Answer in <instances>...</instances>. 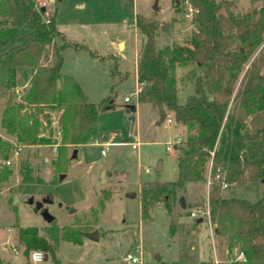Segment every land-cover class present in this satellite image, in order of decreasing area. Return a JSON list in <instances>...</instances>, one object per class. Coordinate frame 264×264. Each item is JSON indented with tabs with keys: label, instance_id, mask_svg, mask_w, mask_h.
Listing matches in <instances>:
<instances>
[{
	"label": "rangeland",
	"instance_id": "obj_1",
	"mask_svg": "<svg viewBox=\"0 0 264 264\" xmlns=\"http://www.w3.org/2000/svg\"><path fill=\"white\" fill-rule=\"evenodd\" d=\"M26 1L41 12L44 21L53 19L67 39L83 43L90 49L65 48L61 72L73 76L88 102L96 104L98 134L94 142L79 146L68 144L67 156L60 161L58 147L62 137L58 136V126L62 127V110L47 109L52 121L42 120L46 128L43 134L51 138L50 143L22 144L19 155H14L15 147L12 148L8 157L11 165H6V159L0 154V166L12 169L9 178L0 183V258L3 263L34 264L31 260L34 250L25 255L19 230L37 226L47 239L51 240L50 232H56L59 239L52 240L56 247L55 260L47 253V259L35 264H127L124 257L140 244L145 260L153 264H200L203 260L233 264L241 253L240 245L231 246L226 238L215 233L212 238L215 225L210 221V214L205 212H210V191L215 183L224 197L257 202L264 193L263 182L228 181L226 172L221 177L213 172L210 161L204 181L188 182L175 199L170 198L172 212L161 201L151 207L149 217L144 218L142 214L141 191L146 182L177 180L179 150L175 144L181 137L178 144L181 146L187 134L186 129L175 122L157 123V108L138 101L137 58L144 36L135 24V16L141 13L161 22L156 33L159 49L185 44L197 29L196 10L191 1L49 0L45 8L38 0ZM156 1L157 9L154 8ZM229 1L240 14L264 7V0ZM12 44L0 47V52ZM47 47L50 51L42 56L45 65L52 59L53 52V46ZM198 72L193 62L177 66L180 102L193 91V75ZM31 79V76L23 79L15 87L17 101L23 100ZM60 86L61 81L58 82ZM126 97L130 101H125ZM108 100L114 103L111 108H106ZM5 101L4 92L0 90L1 133ZM129 104H136L135 112H127ZM3 137L15 143L13 137L5 134ZM135 142L137 148L132 146ZM168 144L172 146L170 149ZM75 149L77 154L73 157ZM133 162L138 165V178L129 181L126 169ZM62 173L65 174L63 179L60 178ZM25 176L30 179L25 180ZM222 177L227 187L223 186ZM45 197L51 202L44 208L55 216L50 223L42 210H35ZM181 197L185 198L184 206L180 203ZM95 230L99 233L98 240L88 235ZM69 232L79 234L82 243L64 240L62 235ZM262 242L264 238L261 237Z\"/></svg>",
	"mask_w": 264,
	"mask_h": 264
},
{
	"label": "trees",
	"instance_id": "obj_2",
	"mask_svg": "<svg viewBox=\"0 0 264 264\" xmlns=\"http://www.w3.org/2000/svg\"><path fill=\"white\" fill-rule=\"evenodd\" d=\"M190 1L196 10L197 29L185 44L159 49L156 33L161 22L141 13L135 16V24L144 36L137 58V77L142 85L138 101L154 105L160 114L172 111L187 134L184 143L178 145L177 180L144 184V218L161 201L172 212L170 198L175 199L188 182L204 181L210 161L213 172H226L228 181L264 183V7L240 14L229 0ZM11 42L6 51L0 52V90L6 98L1 117V156L7 159L15 147L3 134L29 146L50 143L51 138L43 134L46 128L42 120L52 121L47 109L62 110L60 161L67 156L68 144L94 142L98 134V108L88 102L73 76L61 72L65 48H89L67 39L53 19L44 21L41 12L26 0H0V47ZM47 45L53 46V52L45 65L42 56L50 51ZM191 62L199 72L193 75V91L180 102L176 68ZM30 76V87L23 100L17 101L15 87ZM112 103L108 100L107 104ZM11 173L9 166H0V183ZM209 207L215 234L226 238L231 246L239 244L244 254L233 264H264V242L257 243L259 236L264 238V193L257 202L224 197L214 183ZM49 235L51 240L42 236L37 226L21 227L19 240L25 246V255L40 249L55 260L52 240L58 241L59 237L56 232ZM62 237L82 243L79 234L69 232ZM0 264H4L1 258ZM200 264L215 263L203 260Z\"/></svg>",
	"mask_w": 264,
	"mask_h": 264
},
{
	"label": "built area",
	"instance_id": "obj_3",
	"mask_svg": "<svg viewBox=\"0 0 264 264\" xmlns=\"http://www.w3.org/2000/svg\"><path fill=\"white\" fill-rule=\"evenodd\" d=\"M38 2L43 5V6H46L49 2V0H38ZM125 101H130V98L129 97H126L125 98ZM167 120L169 122L172 121V118L171 117H168ZM59 129H58V136H62V127L61 126H58ZM0 135H2V133L0 132ZM181 141V139L179 138L178 141L176 142L175 144V147H177V144H179ZM137 142V141H136ZM133 143L132 146L133 148H137L138 147V143ZM109 144V143H108ZM15 148H14V155H19L20 154V151L22 149V144L21 143H17L15 142ZM172 146L171 144H168L167 145V148L170 149ZM103 154H105V150L102 151ZM5 164L6 165H11L12 164V161H11V158H7L5 160ZM222 176V173L221 172H218V177H221ZM222 183H223V186L224 187H227L228 186V183L225 181V178L222 177ZM208 215L210 214L209 210L205 211ZM192 215L193 216H197V213L196 212H192ZM210 216V215H209ZM244 256L243 252L240 253L238 259L242 258ZM45 259V253L44 251L42 250H34L32 253H31V260L33 263H38V262H41V261H44ZM124 261L129 263V264H153L151 262H148L145 260L144 258V251H143V247L142 245H137L135 246L132 251H129L126 256L124 257Z\"/></svg>",
	"mask_w": 264,
	"mask_h": 264
},
{
	"label": "water",
	"instance_id": "obj_4",
	"mask_svg": "<svg viewBox=\"0 0 264 264\" xmlns=\"http://www.w3.org/2000/svg\"><path fill=\"white\" fill-rule=\"evenodd\" d=\"M44 8H45V7H44ZM44 8H43V9H44ZM154 8H155V9L158 8L157 1H156V3H155V7H154ZM121 44H122V41H120V46H121ZM47 46H49V45H47ZM111 107H112V105H107V106H106V108H111ZM135 111H136V104H129V105H127V112L132 113V112H135ZM131 118H132V119H135V117H134L133 115L131 116ZM165 118H166V114H165V113H162V114H161V119L164 120ZM76 154H77V149L74 150L73 157H75ZM137 167H138V165H137L136 162H133L132 164H130V165L127 167L126 172L128 173V180H129V181H136V180H137V178H138V170H137ZM157 169H158V170H161V167L159 166ZM103 174H104V172H103ZM64 177H65V174H64V173L60 174V178H61V179H63ZM135 195H136V194H133L132 196H135ZM30 202L32 203V202H33V199H30ZM50 202H51V199H50L49 197H45V198H43L41 201H39V202L37 203L36 207H35V210H36V211L42 210V213H43L44 217L46 218V220H47L49 223L55 220V216H54L53 214H51V213L48 211V209L44 208V205H45L46 203H50ZM180 203H181V205H183V206L185 205V198H184V197H181V198H180ZM199 221H203V218H199ZM244 232H246V230H244ZM88 235H89L92 239H96V240L99 239V233H98L97 230L88 233ZM260 240H261V236H259V237L257 238V243H259ZM47 258H48V255H45V259H47Z\"/></svg>",
	"mask_w": 264,
	"mask_h": 264
},
{
	"label": "crops",
	"instance_id": "obj_5",
	"mask_svg": "<svg viewBox=\"0 0 264 264\" xmlns=\"http://www.w3.org/2000/svg\"><path fill=\"white\" fill-rule=\"evenodd\" d=\"M45 7V6H44ZM137 70H138V64H137ZM137 80H138V77H137ZM140 83L138 82V89H137V93H138V91L141 89V87H140ZM140 102V101H139ZM140 103H143V102H140ZM147 104H149V103H147ZM109 105H114V103H112V104H109ZM136 109H137V106H136ZM158 110V109H157ZM158 112V117L160 118H158L157 119V123H164L165 121H168L167 120V116H171V118H172V121L171 122H175L177 125H179V126H181V127H183V129H185V126L184 125H182L181 123H178L176 120H175V118H174V113L172 112V111H168L167 112V114H166V118L164 119V120H162L161 119V117H160V112L159 111H157ZM169 122V121H168ZM179 138H181V137H179ZM177 146H178V144H177ZM159 167V166H158ZM161 167V166H160ZM174 209H175V207H174ZM214 233H215V230H214V227H213V231H212V238L214 239ZM45 255H46V253H45ZM127 263V262H126ZM35 264V263H34ZM127 264H129V263H127Z\"/></svg>",
	"mask_w": 264,
	"mask_h": 264
}]
</instances>
